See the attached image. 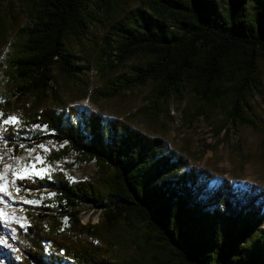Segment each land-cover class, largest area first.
Here are the masks:
<instances>
[{
    "label": "trees",
    "instance_id": "obj_1",
    "mask_svg": "<svg viewBox=\"0 0 264 264\" xmlns=\"http://www.w3.org/2000/svg\"><path fill=\"white\" fill-rule=\"evenodd\" d=\"M132 1L137 6L130 8ZM28 3L25 42L9 61L17 95L48 92L53 71L71 79L82 74L86 67L73 43L87 38L96 16L116 14L100 46L105 67L117 69L138 56L146 60L117 77L120 87L107 96L151 83L156 101L189 92L209 108L220 104L225 124L238 121L259 130L264 162V120L245 116L248 99L261 86L264 0ZM30 125L44 126L52 140L94 161L101 176L95 182L72 183L62 175L17 181L25 196L47 190L56 196L53 203L21 205L29 225H15L21 251L9 264H264V211L232 217L196 201L213 177L189 167L162 138L74 106L45 108ZM16 136L9 128L5 138L14 142ZM225 191L232 187L225 183ZM82 206L101 209V225H83ZM4 228L0 222V236ZM124 231L135 246L130 257L123 250Z\"/></svg>",
    "mask_w": 264,
    "mask_h": 264
},
{
    "label": "rangeland",
    "instance_id": "obj_2",
    "mask_svg": "<svg viewBox=\"0 0 264 264\" xmlns=\"http://www.w3.org/2000/svg\"><path fill=\"white\" fill-rule=\"evenodd\" d=\"M28 1L0 3V176L4 177L0 186L7 188V195L0 192V222L5 225L0 236V241H5L0 243V264H9L12 254L21 251L15 242L14 227L19 225L26 230L29 225L21 205L53 203L56 196L48 190L40 196L36 193L25 196L17 181L62 175L72 183L95 182L101 176L94 161H86L65 144L52 140L44 126L30 125L31 117L45 108L79 107L106 120L120 119L151 137H160L168 150L184 156L189 167L204 170L213 177L212 182L204 184L196 201L232 217L249 209L264 211V162L259 130L238 121L225 124L226 111L220 104L209 108L189 92L156 101L151 83L119 89L115 97L107 96L120 87L117 77L129 74L133 65L146 60L138 56L117 69L105 67L108 58L101 55L100 46L111 20L118 18L116 14L96 16L87 38L73 43L75 55L86 67L82 74L71 79L53 71L54 80L48 92L31 93L23 98L17 95L15 83L8 76L9 61L25 42L22 30L30 24ZM135 6L137 3L132 1L130 8ZM111 60L117 65L115 56ZM257 71L261 86L248 99L245 116L259 122L264 120V59L258 61ZM11 117L18 123L6 124ZM9 128L17 132L14 142L5 138ZM16 149L20 155H16ZM225 183L232 187V192H222ZM80 219L83 225L99 226L103 211L82 206ZM63 223L68 226L67 219ZM123 235V250L130 257L135 246L125 231Z\"/></svg>",
    "mask_w": 264,
    "mask_h": 264
},
{
    "label": "snow or ice",
    "instance_id": "obj_3",
    "mask_svg": "<svg viewBox=\"0 0 264 264\" xmlns=\"http://www.w3.org/2000/svg\"><path fill=\"white\" fill-rule=\"evenodd\" d=\"M6 124L8 123H18V120L15 117L9 118V120L5 121ZM7 171V170H6ZM4 178L0 176V179ZM20 178H23L22 176ZM0 192H4L7 195V188L6 186H0ZM0 243H5V241H0Z\"/></svg>",
    "mask_w": 264,
    "mask_h": 264
}]
</instances>
